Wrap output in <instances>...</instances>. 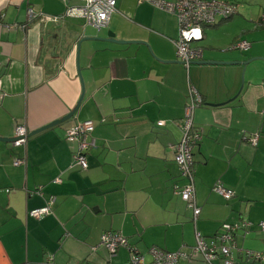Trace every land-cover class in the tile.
<instances>
[{"label": "crops", "instance_id": "1", "mask_svg": "<svg viewBox=\"0 0 264 264\" xmlns=\"http://www.w3.org/2000/svg\"><path fill=\"white\" fill-rule=\"evenodd\" d=\"M244 2L236 1L244 15L202 26L194 45L204 63L186 68L173 43L176 17L147 2L117 0L97 30L82 18H43L80 0H0V136L14 137L16 125L33 132L74 110L28 135L25 146L0 141V264H128L125 248L110 255L97 246L105 231L125 236L146 258L153 246L190 253L195 232L210 238L240 219L253 226L238 232L236 244L264 250L257 226L264 221V26L257 24L264 5L249 10ZM28 9L37 15L29 19ZM110 31L126 42L106 40ZM240 40L249 48H234ZM189 83L202 97L193 114L201 132L193 149L195 220L178 194L186 182L172 152ZM85 120L96 122L95 146L81 169L71 164L77 145L65 132ZM254 134L252 144L246 138ZM22 157L25 165H13ZM218 179L231 198L212 190ZM50 198L49 214H28ZM179 264L208 263L196 255ZM233 264L264 262L236 254Z\"/></svg>", "mask_w": 264, "mask_h": 264}, {"label": "built area", "instance_id": "2", "mask_svg": "<svg viewBox=\"0 0 264 264\" xmlns=\"http://www.w3.org/2000/svg\"><path fill=\"white\" fill-rule=\"evenodd\" d=\"M79 5H67L60 16H47L43 18L56 22L60 17L82 18L85 22L97 30L107 26L111 15L117 10V0H80ZM147 2L157 9L172 14L176 17L178 26V38L173 41L176 49V55L179 61L186 67L195 61L200 60L202 50L193 46L203 39L202 25H214L220 20H225L237 14L238 8L235 0H138ZM30 18L36 16L32 9L27 10ZM264 21V15L261 16ZM234 48L246 50L249 43L240 40L233 45ZM187 103L184 107L183 117L181 119L182 135L180 140L172 145L173 160L178 166L180 175L186 180V183L179 189L181 199L186 206L192 210L194 220L199 216L200 208L195 203L194 172L195 162L193 159V148L200 139V131L195 127L193 114L196 107L202 104V97L198 90L188 84ZM163 124L162 121L158 122ZM96 122L94 120H85L68 128L65 132V139L77 145L72 153L71 164L87 168V153L95 146V141L91 137ZM28 138V130L24 125H16L14 129V140L11 142L14 146H25ZM252 144L256 143L257 135L246 138ZM26 158H15L13 165H25ZM54 182L59 183L60 178ZM212 190L225 199L234 195L231 188L225 186L221 180H217L212 186ZM54 199L50 198L46 205L29 210L28 214L39 218L51 212L50 205ZM253 223L247 219H240L235 222H225L221 225L219 232L214 238L206 240L199 232H195L194 245L191 252L183 250L165 251L157 247L148 249L149 258L139 252L132 246L129 240L118 233L105 231L100 236L97 246H104L110 255L115 254L118 248L122 247L128 251V264H179L181 260L188 261L195 254L200 256L208 263L221 256L224 264H232L236 254L241 255L247 260L264 261V250L253 251L239 247L236 244L235 236L238 232H247ZM259 230L264 233V221L257 224ZM92 249L95 250L96 247ZM50 259V257H48Z\"/></svg>", "mask_w": 264, "mask_h": 264}, {"label": "water", "instance_id": "3", "mask_svg": "<svg viewBox=\"0 0 264 264\" xmlns=\"http://www.w3.org/2000/svg\"><path fill=\"white\" fill-rule=\"evenodd\" d=\"M105 39H106V40H109V41L126 42V40H118V39H116V37H115V33L111 32V31L107 33V36H106ZM195 62H201V63H204V62H202V61H195ZM82 97H83V94L81 95V97H80V99H79L77 105H79V103L81 102ZM73 113H74V110H72L69 114H67L66 116H64V117L61 118V119L55 120V121H53V122H50L49 124H46V125H44V126L38 128L37 130L33 131V132H30V133L28 132V135H31L32 133L38 132V131H40V130H43V129L47 128V127H51V126H53V125H55V124H57V123H59V122L65 120V119H67L68 117L72 116ZM13 140H14V137H3V136H0V141H4V142H12Z\"/></svg>", "mask_w": 264, "mask_h": 264}, {"label": "trees", "instance_id": "4", "mask_svg": "<svg viewBox=\"0 0 264 264\" xmlns=\"http://www.w3.org/2000/svg\"><path fill=\"white\" fill-rule=\"evenodd\" d=\"M238 13V12H237ZM236 15V14H235ZM234 16V15H233ZM231 18V17H230ZM226 20V19H225ZM220 21H222V20H220ZM219 22V21H218ZM217 22V23H218ZM216 24V23H215ZM214 24V25H215ZM257 24L259 25V26H264V21H262V19H261V17H259L258 18V20H257ZM202 26H212V25H202ZM200 138H201V133H200ZM200 140V139H199ZM199 142V141H198ZM198 142H197V144H198ZM196 144V145H197ZM195 145V146H196ZM194 146V147H195ZM194 149V148H193ZM195 162V161H194ZM180 173V172H179ZM194 178H195V172H194ZM184 179V178H183ZM219 180V179H218ZM184 181L186 182V180L184 179ZM217 181V180H216ZM215 183V182H214ZM214 185V184H213ZM212 185V186H213ZM183 187V186H182ZM179 191V190H178ZM178 194H179V192H178ZM179 196H180V194H179ZM181 198V197H180ZM196 203V202H195ZM186 204V203H185ZM200 208V207H199ZM219 232V231H218ZM218 232H216L213 236H211L210 238H214L215 236H216V234L218 233ZM201 234V233H200ZM195 235V234H194ZM202 235V234H201ZM203 236V235H202ZM236 237V236H235ZM204 238L206 239V240H208L209 238H206L205 236H204ZM194 242H195V240H194ZM163 250V249H162ZM258 251H261V250H258ZM199 256H200V254H198ZM194 256H196V254L194 255ZM240 257H242L241 255H239ZM193 257V256H192ZM220 258H222L221 256H219ZM219 257H217V258H219ZM202 258V257H201ZM235 258H236V256L234 257V260H235ZM244 258V257H243ZM203 259V258H202ZM204 260V259H203ZM222 260H223V258H222ZM247 260V259H246ZM205 261V260H204ZM249 261H254V260H249ZM206 262V261H205ZM223 262H224V260H223ZM234 262V261H233ZM258 262H264V261H258ZM208 263V262H207ZM208 264H211V263H208ZM233 264V263H232Z\"/></svg>", "mask_w": 264, "mask_h": 264}, {"label": "rangeland", "instance_id": "5", "mask_svg": "<svg viewBox=\"0 0 264 264\" xmlns=\"http://www.w3.org/2000/svg\"><path fill=\"white\" fill-rule=\"evenodd\" d=\"M236 1H239V0H236ZM247 1H249V2H244V4L245 5H247V6H249V10H251V8H254V5H255V7L256 6H259L260 4H262V5H264V0H247ZM252 2V3H251ZM237 8H239L238 9V12H239V14L240 15H244V13L241 11V6L239 7V6H237ZM259 9V8H258ZM261 9H264V6H262L261 8H260V10ZM262 15H264V12H261L260 14H259V17H261ZM195 43H193L192 45L193 46H196V45H194ZM197 47V46H196Z\"/></svg>", "mask_w": 264, "mask_h": 264}]
</instances>
